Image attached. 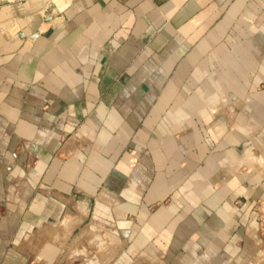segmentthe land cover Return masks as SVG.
Instances as JSON below:
<instances>
[{"label": "crops", "instance_id": "1", "mask_svg": "<svg viewBox=\"0 0 264 264\" xmlns=\"http://www.w3.org/2000/svg\"><path fill=\"white\" fill-rule=\"evenodd\" d=\"M264 0L0 4V264H264Z\"/></svg>", "mask_w": 264, "mask_h": 264}, {"label": "built area", "instance_id": "2", "mask_svg": "<svg viewBox=\"0 0 264 264\" xmlns=\"http://www.w3.org/2000/svg\"><path fill=\"white\" fill-rule=\"evenodd\" d=\"M16 0H0V4L4 2H13ZM251 219L252 222L258 224L259 229L261 230L264 236V199H258L250 206Z\"/></svg>", "mask_w": 264, "mask_h": 264}, {"label": "rangeland", "instance_id": "3", "mask_svg": "<svg viewBox=\"0 0 264 264\" xmlns=\"http://www.w3.org/2000/svg\"><path fill=\"white\" fill-rule=\"evenodd\" d=\"M262 249H263V251H264V238H263V240H262Z\"/></svg>", "mask_w": 264, "mask_h": 264}]
</instances>
